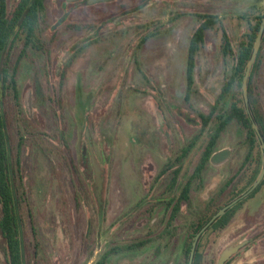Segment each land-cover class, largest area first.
I'll use <instances>...</instances> for the list:
<instances>
[{"label": "rangeland", "instance_id": "obj_1", "mask_svg": "<svg viewBox=\"0 0 264 264\" xmlns=\"http://www.w3.org/2000/svg\"><path fill=\"white\" fill-rule=\"evenodd\" d=\"M65 1L46 0V36L53 35L49 56L27 52L18 75L21 107L11 96L3 99L8 121L5 113L4 118L14 149L24 139L21 176L38 230L37 263L95 264L107 251L152 234L161 212L125 222L123 214L152 186V163L159 169L167 149L188 142L199 130L191 120L209 112L218 98L226 73L222 32L235 50L246 30L240 16L252 7L263 12L264 0H115L74 7ZM141 4L149 7L138 11ZM197 14L214 17L215 25L205 33L195 86L186 99L187 48ZM64 15L61 26L49 32ZM257 82L264 111V46ZM237 128H227L217 150L238 146ZM92 155L102 172L100 205ZM243 156L244 149H234L232 170ZM163 189L154 186L152 196ZM263 205L260 194L250 201V213ZM249 211L244 206L227 230L206 235L203 264H216L229 246L258 236L229 264H264V211L256 216ZM110 256L108 264L175 263L181 246L152 244L126 258Z\"/></svg>", "mask_w": 264, "mask_h": 264}, {"label": "flooded vegetation", "instance_id": "obj_2", "mask_svg": "<svg viewBox=\"0 0 264 264\" xmlns=\"http://www.w3.org/2000/svg\"><path fill=\"white\" fill-rule=\"evenodd\" d=\"M113 1L106 3H111ZM106 3H96L88 6ZM70 4L72 7H74V5H87L86 0H80ZM148 7V4H141L136 9H139L138 11H140L141 9ZM134 12H136V10ZM5 13L8 23L15 25L9 37V42L12 41V47L8 52L7 63L9 64L11 71L15 69V72H17L16 86L19 90V69L22 61L27 58V52L32 50L35 53L46 54L47 57L49 56L47 49H49L51 45L50 41L53 38V35L50 36V38L46 36V24H48L49 21V8L46 6V0H5ZM196 18L199 27L203 22L204 16L197 14ZM59 26L57 22H54L48 27V31H55ZM69 27L72 30L79 29L77 26L73 25ZM198 27L196 29H198ZM203 47L204 42L200 45V49L196 53V58ZM64 74L65 73L63 72V75L62 73L59 75V79H62V81L64 80ZM62 81L57 84L60 85ZM8 87H11V84L8 85ZM8 96H11L16 108H18V105L21 107L20 91L18 105L16 104L17 99H14L11 93L2 96V103L3 99L5 101ZM210 109L206 114L199 112L197 114L198 120H191L192 124L199 126V130L188 142H185L179 147V149H176L173 152L170 150L172 155L167 149L168 158H166L159 169H157L156 166L154 167L156 163H152L153 168L155 169L152 186L145 190L143 196L131 209H129L128 213L123 214L122 221L125 222L127 218L128 221L133 217L139 219L142 214H144V216L152 217L155 216L156 213L161 212V218L158 222H154L155 224L149 232V234L152 233L153 235L151 234L147 238L139 239L129 244L120 245V247L116 248V254L126 258L128 255L139 254L143 249L152 244L163 245V249H168L175 242L180 243L181 259L175 263H172L171 261L166 264H189L191 250L193 244L196 242L191 264H203L204 257L202 248L206 235L219 234L227 230L236 214L242 210L244 206H246L249 211L250 201L260 194L264 195L262 192V190H264V176L256 189L250 191L261 171L264 169V150L262 149V141L264 142V129L259 130L258 128V132H256L252 128L261 150L260 161L256 159L257 155H252L249 131L243 130L239 127L237 128V131L242 139L239 141L237 147L229 148V152L222 149L217 150L218 142L222 134L227 130L225 129L216 140L209 159L204 160L207 142L209 138L213 136V133L216 130L215 128L221 125L217 122V119L220 118L221 115H212ZM177 113L180 116H184L182 112ZM185 119L189 121V118ZM207 119L208 122H206ZM214 125L216 126L213 127ZM23 140V138H20L21 149L24 142ZM168 142L171 143L172 140L170 139ZM168 148L172 149V145L168 146ZM235 148L244 149V156L234 170H232L231 160ZM196 149H198V151L195 153ZM219 154L220 156L218 158L220 159L214 160V157ZM145 173L146 171L142 168L141 174L145 175ZM255 173L256 175L254 176ZM207 177L210 180L209 182L206 181ZM17 181L19 183L21 182L23 186L21 162L17 174ZM162 185H164L163 192L158 196H152L154 186L161 187ZM23 189L24 191L22 192L20 200V212L17 204L20 223L18 222V219L17 222L19 226L21 225L22 227L24 245V257H22L20 229L18 226L20 263L39 264L37 263L39 253L38 230L35 223L34 212L24 186ZM262 207H264V205ZM224 208L227 209L224 211L223 215L218 216L212 221L213 217ZM1 209L2 204L0 200V222L2 218ZM261 210L264 211V208H258L256 212H253L252 214L249 211V215L256 216L262 212ZM154 221H156V218H154ZM198 234H200V236L196 240ZM257 239H259V236L257 238H248L243 241L245 242L244 245L225 261L224 264H229L239 252L243 249H248ZM188 247L190 248L186 259L185 254ZM114 249L115 248L111 250L113 251ZM110 252L107 251L104 253L95 264H108L109 258L111 257L110 255L112 254ZM0 255L4 264H14L13 242L9 240L6 234L4 235L1 229ZM218 260L216 261V264H218Z\"/></svg>", "mask_w": 264, "mask_h": 264}, {"label": "trees", "instance_id": "obj_3", "mask_svg": "<svg viewBox=\"0 0 264 264\" xmlns=\"http://www.w3.org/2000/svg\"><path fill=\"white\" fill-rule=\"evenodd\" d=\"M264 16L262 12L256 7H252L240 16L245 24V33L241 41L238 43L236 49H232L229 39L225 32H222L221 54L224 60L226 73L224 82L221 87V92L214 105H211L210 113L212 115H221L217 122L221 125L216 127L213 136L209 138L206 146L205 158L208 160L212 153L213 146L219 135L225 131L232 123L243 130H248L250 135V143L252 148V155L260 161L261 150L258 145L257 137L252 130V124L258 126L259 130L264 129V111L261 106L260 94L258 90V77L263 63V46H264V33L262 37V45L258 56L255 60L249 82H248V98L249 103L246 107L242 96V79L246 70L247 63L251 57L253 46L258 35L261 22ZM214 17H204L202 24L196 29L189 41L188 57L186 65V99L189 98V93L195 86V61L196 53L203 44L205 33L213 28ZM14 24H9L6 19L5 13V0H0V94L2 96L11 93L14 99H17L18 105L19 90L16 86V73L15 69L12 71L9 68L8 52L12 47V41L9 42V37L14 29ZM231 61V64L227 63ZM11 84V87L8 85ZM7 85V87H6ZM19 107V105H18ZM5 117L7 120V112L5 108ZM208 122V119L206 120ZM214 125L213 127H215ZM7 137L9 139V146L12 150V171L13 182L16 192V200L21 210V195L24 191L21 182L17 181V174L20 169L21 158V141L16 149L9 138V134L4 127L1 110H0V200L2 204V218L0 222V229L6 234L9 240L13 242L14 264H21L19 257V242H18V222L15 212V201L12 196L11 180L9 174V158L7 154ZM264 143V142H263ZM256 173L254 174V176ZM254 178V177H253ZM253 180V179H252ZM18 182V183H17ZM189 248L186 251V259L188 256ZM116 249L111 250L110 253H116ZM110 255V254H109Z\"/></svg>", "mask_w": 264, "mask_h": 264}, {"label": "water", "instance_id": "obj_4", "mask_svg": "<svg viewBox=\"0 0 264 264\" xmlns=\"http://www.w3.org/2000/svg\"><path fill=\"white\" fill-rule=\"evenodd\" d=\"M76 1H80V0H66V3H73ZM113 0H86L87 5H93L96 3H106V2H110ZM66 18V15H64L58 22V25H60L61 23L64 22ZM263 33H264V16L261 22V26L258 32V35L256 37L254 46H253V51L251 54V57L247 63L246 66V70L242 79V96H243V100L244 103L246 105V107L248 106L249 103V98H248V82H249V78L255 63V60L258 56V53L260 51L261 45H262V37H263ZM0 110H1V114H2V120H3V124L4 127L6 128L5 125V118H4V109H3V103H2V94H0ZM253 129L258 132V126L255 125L254 123L252 124ZM88 138V137H87ZM7 154H8V158H9V172H10V180H11V186H12V193H13V197H14V201H15V207H16V214H17V219L18 222L20 223V217H19V212H18V208H17V200H16V192H15V186H14V182H13V171H12V163H11V149L9 146V139L7 137ZM262 140V139H261ZM262 149L264 150V143L262 141ZM219 155H216L214 157V160L217 159ZM92 164H93V172H94V192H95V197L98 201V204H101L100 201V197H101V191H102V184H103V179L101 177L102 172L100 170V166L98 165V163L96 162L94 156L92 155ZM264 176V169L261 171L259 177L257 178L256 182L253 184L252 188L250 191H253L254 189H256V187L260 184V182L262 181ZM227 208L222 209L216 216L213 217L212 221H214L218 216L223 215L224 211ZM211 221V222H212ZM210 222V223H211ZM20 229V242H21V251H22V257H24V245H23V234H22V227L21 225L19 226ZM200 236V234L197 235L196 240L198 239V237ZM245 242L242 243H237L234 245L229 246L227 249H225L222 254L219 257L218 260V264H224L225 261H227L232 255H234L243 245ZM196 242L193 244L192 250H191V254H190V260H189V264L192 263V258H193V254H194V248H195Z\"/></svg>", "mask_w": 264, "mask_h": 264}]
</instances>
